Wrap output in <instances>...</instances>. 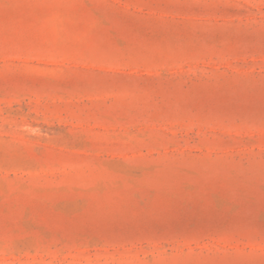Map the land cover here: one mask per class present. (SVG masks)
I'll list each match as a JSON object with an SVG mask.
<instances>
[{
    "label": "rangeland",
    "instance_id": "374dc122",
    "mask_svg": "<svg viewBox=\"0 0 264 264\" xmlns=\"http://www.w3.org/2000/svg\"><path fill=\"white\" fill-rule=\"evenodd\" d=\"M0 264H264V0H0Z\"/></svg>",
    "mask_w": 264,
    "mask_h": 264
}]
</instances>
